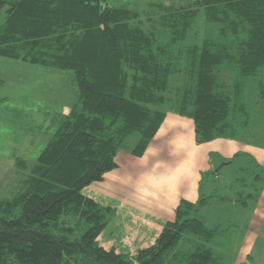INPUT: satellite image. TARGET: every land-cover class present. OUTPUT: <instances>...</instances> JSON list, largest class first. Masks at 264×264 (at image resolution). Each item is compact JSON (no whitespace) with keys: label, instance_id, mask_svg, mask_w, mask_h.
Listing matches in <instances>:
<instances>
[{"label":"trees","instance_id":"1","mask_svg":"<svg viewBox=\"0 0 264 264\" xmlns=\"http://www.w3.org/2000/svg\"><path fill=\"white\" fill-rule=\"evenodd\" d=\"M190 1L153 3L145 17L107 0H0V57L71 71L78 91L27 187L0 199V264H219V232L197 216L209 198L182 201L156 243L130 257L99 246L113 211L83 194L130 141L142 157L168 113L193 121L198 145L259 137L249 104L264 68V0ZM184 237L188 253L176 249Z\"/></svg>","mask_w":264,"mask_h":264},{"label":"crops","instance_id":"2","mask_svg":"<svg viewBox=\"0 0 264 264\" xmlns=\"http://www.w3.org/2000/svg\"><path fill=\"white\" fill-rule=\"evenodd\" d=\"M245 139L249 141L217 139L198 145L193 121L168 114L142 157L132 155V149L121 150L116 157L118 168L106 174L102 182L84 189L87 197L116 209L98 239L99 245L123 255H136L156 243L165 225L175 220L176 209L184 200L197 204L202 196L209 198L208 205L201 208L206 218L213 195L204 191L203 180L219 164H226L223 168L232 174L230 179H236L229 186L234 194L218 200L226 197L234 200V206L232 201L229 206L220 201L218 218L226 217V212L234 220L245 218L241 233L249 228L253 231L250 241L242 245L240 238L241 244H235L237 249L230 246L226 251L233 254L232 264L244 260L264 264V146ZM240 175L249 176L251 183L244 177L239 179Z\"/></svg>","mask_w":264,"mask_h":264},{"label":"rangeland","instance_id":"3","mask_svg":"<svg viewBox=\"0 0 264 264\" xmlns=\"http://www.w3.org/2000/svg\"><path fill=\"white\" fill-rule=\"evenodd\" d=\"M107 2L111 7H127L131 10L140 11L142 14L146 12V17L151 13H148V11L153 9V3L177 9L187 6L191 1L107 0ZM4 19L5 10L0 13V25ZM147 26L148 24L146 23L145 27ZM261 71L260 75L252 80L253 86L250 93L253 95V99L249 105L253 117H257L256 120L260 121L259 126H261V130H259L260 135L258 134L259 137H254V140L259 145L264 146V134L262 136V132H264V103L261 101L258 92L260 81H264V68ZM77 96V84L73 72L46 69L0 57V101H2L0 103V199L11 200L27 187L26 181L29 179L33 167L37 164L40 154L52 140L60 121L68 115L70 107L77 100ZM135 143L136 140L130 141L127 149L131 150ZM220 166L222 164H219L215 170H218ZM231 175L225 168H222L217 173L212 170L204 178L202 188L207 192L208 196L213 195L210 208L208 209L210 213L206 211L207 216L205 215L206 218H203V210L200 209L197 214L200 219L204 220L207 226L219 232L216 238L218 240L217 243L213 241L210 247L216 252L218 263L220 264H232L230 258H232L233 254L231 251H226V249L228 247L230 249V246H234L233 248L237 249L235 244L238 246L241 242L244 245L250 241L249 238L253 232L249 228L246 232L243 231L244 233H241L244 230L245 218L238 217L235 221L229 217L228 212L225 213L228 217L218 218L220 214V201H224L227 206L232 201V205L234 206V200H218L220 196H232L234 194V188L232 190L229 186L235 183L236 179L235 176L230 179ZM243 177L247 180L248 184L251 183L249 182V176H238L239 179ZM247 192L248 189L246 190V194ZM246 194L242 195L243 197L245 196L244 199L246 198ZM84 196L86 195L84 194ZM87 198L96 202L90 197ZM96 203L103 208H109L113 211V215L107 225L108 227L116 215V209L98 202ZM239 206L244 207L245 203H239ZM68 221L70 222L72 219L69 218ZM86 229L85 225L76 228L74 237L81 238ZM240 238L242 239L241 242ZM189 239L186 237L182 238L178 248H176L178 249L177 251L188 253V250L193 247V242L192 240L189 241ZM136 255L128 256L134 257ZM182 264H185V262ZM241 264L249 263H246L244 260Z\"/></svg>","mask_w":264,"mask_h":264},{"label":"water","instance_id":"4","mask_svg":"<svg viewBox=\"0 0 264 264\" xmlns=\"http://www.w3.org/2000/svg\"><path fill=\"white\" fill-rule=\"evenodd\" d=\"M225 165L226 164H222V166H220V168L218 170H216V173L219 172L223 168V166H225Z\"/></svg>","mask_w":264,"mask_h":264}]
</instances>
